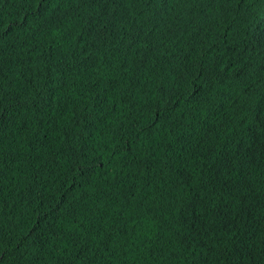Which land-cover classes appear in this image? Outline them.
<instances>
[{"label": "trees", "instance_id": "obj_1", "mask_svg": "<svg viewBox=\"0 0 264 264\" xmlns=\"http://www.w3.org/2000/svg\"><path fill=\"white\" fill-rule=\"evenodd\" d=\"M0 264H264V0H0Z\"/></svg>", "mask_w": 264, "mask_h": 264}]
</instances>
